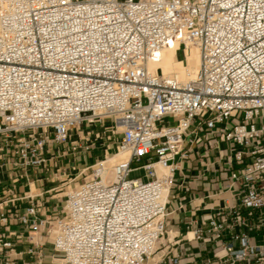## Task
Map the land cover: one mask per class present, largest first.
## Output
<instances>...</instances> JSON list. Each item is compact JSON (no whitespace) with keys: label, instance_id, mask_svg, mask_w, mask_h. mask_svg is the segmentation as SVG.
Here are the masks:
<instances>
[{"label":"built area","instance_id":"obj_1","mask_svg":"<svg viewBox=\"0 0 264 264\" xmlns=\"http://www.w3.org/2000/svg\"><path fill=\"white\" fill-rule=\"evenodd\" d=\"M174 44L200 50L187 82L150 68ZM86 126L102 131L81 137ZM97 139L123 156L107 179L108 155L54 189H66L61 213L41 217L42 193L4 191L0 264L20 253L14 223L38 260V236L52 237L58 264H264V0H0V166L13 188ZM187 143L217 149L236 191L193 231L215 245L194 260L159 247Z\"/></svg>","mask_w":264,"mask_h":264},{"label":"crops","instance_id":"obj_2","mask_svg":"<svg viewBox=\"0 0 264 264\" xmlns=\"http://www.w3.org/2000/svg\"><path fill=\"white\" fill-rule=\"evenodd\" d=\"M91 130L84 128L80 134L81 137ZM100 131H102L101 128L94 134ZM73 134L77 135L75 132ZM201 136L203 140H206L204 134ZM97 143L98 146L92 149H80L75 153L68 151L65 156H60V153L52 155L48 171H34L30 182L21 179L14 188L9 180V166H0V203L6 195L10 198L11 192L20 196L31 190L33 193L43 194L38 198L39 202L44 203L41 217L55 216L61 213L64 206L63 193L57 194L54 189L65 188L68 180L82 169L91 167L98 160L113 154L116 150L111 146L112 148L105 153L103 141L97 139ZM185 148L190 151V154L185 159L177 158L180 170L176 174L175 185L169 198L168 233L164 238V245L161 246V253H165L168 257L179 253L188 257L189 260H194L210 255L215 245L208 240L189 239L193 236V231L198 227H205L203 225L205 220L209 219L219 208L235 201L236 191L226 188L229 182V172L225 170L224 161L219 157L217 149L211 148L208 151L209 155H205V147L201 148L196 144L187 143ZM97 151L99 152L97 153ZM6 189L10 190L3 196ZM17 204L20 206L19 212H23L25 206L28 205L26 201H18ZM9 208L10 206L6 207V209ZM0 230L3 229L0 228ZM29 231V227L26 225L18 223L11 225L9 236L16 243L17 251L20 252L13 257L15 264H58V255L53 248V238H48L43 232L36 240L43 244L40 247L43 254L41 260H38L37 256L26 253L27 248L31 246L28 239ZM253 239L260 242L261 237Z\"/></svg>","mask_w":264,"mask_h":264},{"label":"bare ground","instance_id":"obj_3","mask_svg":"<svg viewBox=\"0 0 264 264\" xmlns=\"http://www.w3.org/2000/svg\"><path fill=\"white\" fill-rule=\"evenodd\" d=\"M178 51L177 44L164 49L161 53V60L159 62H151L150 68L154 71L159 70L167 75H174L180 81L187 82L196 75L200 68V50L198 47L192 46L185 54V61L187 62L192 63L193 61L199 60L198 68L195 65H185V61L179 59ZM122 156L123 155H110L107 160L102 162V172L99 173L102 175L103 179L109 178V169L114 165L108 163L114 160L116 161V158H120Z\"/></svg>","mask_w":264,"mask_h":264},{"label":"rangeland","instance_id":"obj_4","mask_svg":"<svg viewBox=\"0 0 264 264\" xmlns=\"http://www.w3.org/2000/svg\"><path fill=\"white\" fill-rule=\"evenodd\" d=\"M185 54H186V51L184 50V49H180L179 51H178V57H179V59H182L183 61H185ZM190 65V66H193V65H195L197 68H198V65H199V60H196V61H193L192 63H190V62H187V61H185V65ZM187 67V66H186ZM170 121V119L169 118H167L166 119V121ZM109 122V120H107L106 121V123H108ZM86 128H90V129H94V130H98L99 129V126H86ZM99 151H97V153H98ZM94 155H96V154H94ZM112 155V154H111ZM110 156V155H109ZM118 160V158H116V161ZM90 161H92V160H90ZM115 161V160H114ZM114 161H111V162H109L108 164H114L115 162ZM134 165H136V164H134ZM111 167H110V169H109V174L111 173ZM141 174H143V171H137V172H135L134 173V175L135 176H137V175H141ZM82 179V178H81ZM66 191V189H64L63 191H61L62 193L63 192H65ZM164 241V240H163ZM159 247L161 248V245H159Z\"/></svg>","mask_w":264,"mask_h":264}]
</instances>
